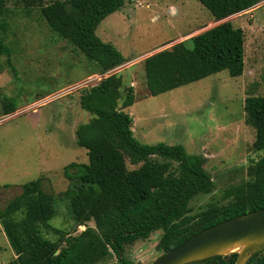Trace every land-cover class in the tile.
Returning <instances> with one entry per match:
<instances>
[{
	"label": "trees",
	"instance_id": "16d2710c",
	"mask_svg": "<svg viewBox=\"0 0 264 264\" xmlns=\"http://www.w3.org/2000/svg\"><path fill=\"white\" fill-rule=\"evenodd\" d=\"M9 0H0V15ZM220 20L248 10L262 0H198ZM38 7L47 25L67 39L100 73L123 64L124 55L97 34L98 24L121 9L125 0H21ZM5 29L6 23H0ZM245 35L240 27L222 22L197 35L150 54L143 60L150 95L226 70L232 77L243 73ZM0 56L12 68L11 49L0 40ZM123 81L111 73L85 89L82 109L92 117L80 123L76 143L87 151L88 162H70L64 175L70 180L65 191L71 217L85 229L72 234L53 228L57 239L46 237L42 228L55 216V196L41 186V178L21 185V191L0 208V224L15 258L4 264H97L115 254V264H134L123 257L124 246L146 239L161 230L157 247L161 254L198 231L248 211L264 207V155L248 166V179L225 190L226 203H211L191 214L189 202L209 193L214 186L205 170L206 157L188 153L181 144L140 143L133 135L132 116L125 108L135 102L132 87L122 102ZM1 87V86H0ZM3 115L18 108L14 97L1 99ZM244 122L255 129L253 147L264 151V95H247ZM161 157V160L151 158ZM138 167L129 169L126 160ZM93 220L94 227L86 225ZM160 254V255H161ZM237 253L217 256L205 264H235ZM247 264H264V250Z\"/></svg>",
	"mask_w": 264,
	"mask_h": 264
},
{
	"label": "rangeland",
	"instance_id": "374dc122",
	"mask_svg": "<svg viewBox=\"0 0 264 264\" xmlns=\"http://www.w3.org/2000/svg\"><path fill=\"white\" fill-rule=\"evenodd\" d=\"M242 28L245 35L244 70L232 77L226 70L158 95L148 93L143 60L222 22ZM0 40L11 49L12 68L0 56V208L21 191V185L41 178V186L55 196L56 214L43 234L57 239L53 228L72 234L85 229L71 217L65 191L70 180L64 167L87 163L75 130L92 115L80 106L85 89L102 77H122V102L132 87L135 102L125 111L132 116L134 137L143 144H181L188 153L206 157L205 170L214 181L209 193L190 200L191 214L211 203H226L225 190L248 179L247 168L264 155L255 150V129L244 122L247 95H264V0L252 8L216 19L198 0H125L121 9L107 15L96 34L112 43L125 57L106 73L67 39L47 25L38 7L9 0L0 23ZM14 97L18 108L3 115L1 99ZM151 158L161 160L159 156ZM127 167L133 169L139 164ZM94 227V221L86 223ZM161 230L124 246L123 257L134 264H150L161 251ZM232 253H226L230 255ZM15 255L0 224V264ZM111 255L97 264H115ZM236 262V261H235Z\"/></svg>",
	"mask_w": 264,
	"mask_h": 264
},
{
	"label": "water",
	"instance_id": "95a60500",
	"mask_svg": "<svg viewBox=\"0 0 264 264\" xmlns=\"http://www.w3.org/2000/svg\"><path fill=\"white\" fill-rule=\"evenodd\" d=\"M236 244L241 249L236 252L235 264H247L251 256L264 250V207L206 227L150 264H205L225 256L227 249Z\"/></svg>",
	"mask_w": 264,
	"mask_h": 264
},
{
	"label": "bare ground",
	"instance_id": "6f19581e",
	"mask_svg": "<svg viewBox=\"0 0 264 264\" xmlns=\"http://www.w3.org/2000/svg\"><path fill=\"white\" fill-rule=\"evenodd\" d=\"M240 249H241V246L236 244V245L228 248L227 251L233 253V252H238Z\"/></svg>",
	"mask_w": 264,
	"mask_h": 264
},
{
	"label": "crops",
	"instance_id": "0c3cea01",
	"mask_svg": "<svg viewBox=\"0 0 264 264\" xmlns=\"http://www.w3.org/2000/svg\"><path fill=\"white\" fill-rule=\"evenodd\" d=\"M1 86V85H0Z\"/></svg>",
	"mask_w": 264,
	"mask_h": 264
}]
</instances>
